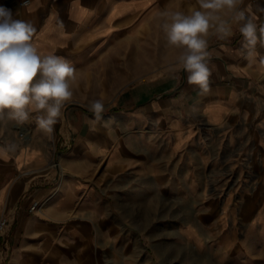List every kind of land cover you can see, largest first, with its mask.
Listing matches in <instances>:
<instances>
[{
  "label": "crops",
  "instance_id": "obj_1",
  "mask_svg": "<svg viewBox=\"0 0 264 264\" xmlns=\"http://www.w3.org/2000/svg\"><path fill=\"white\" fill-rule=\"evenodd\" d=\"M19 1L0 0V5L11 9L14 18L35 27L32 42L41 54H55L67 61L59 50L89 38H102L109 31L115 32L119 19L134 14V2L145 0H30L24 6L16 4ZM248 8L254 22L264 25V11H261L264 0H259V10ZM242 39L238 26L233 28L230 38L214 37L209 42L211 75L206 93L187 82L185 71L180 75L170 71L155 83L134 86L122 94L119 104L135 110L131 115L135 119L132 123L137 121L145 126L139 119L142 115L159 118L155 122L160 130L159 140H150L148 136H142V140L116 137L108 140L105 129L93 136L95 123H101L106 129L109 125L65 108L51 134L41 130L34 118L22 126L11 122L0 125V145L5 141L18 144L9 158H0V212L9 220L0 236V264H116L121 255L132 256L135 234L120 233L119 219L105 218L103 196H98L102 180H97L95 190L89 181L104 160L114 165L112 174L119 177L128 172L131 175L133 179L123 188L130 193H141L142 198L136 201L143 203L145 210L152 208L153 194H158L165 207L196 208L199 203L208 206L212 201L231 205L233 190L217 187L215 193L225 192L222 199L215 196L205 199L203 194L207 187L192 179L196 171L189 174L190 179L181 181L179 177L188 174L181 173L188 170H179L177 163L171 171L161 174L166 179L160 181L156 190L148 185L129 183L136 177V150L143 152L139 160L151 161L152 144H155L158 147L155 149L166 159L177 162L183 152L185 156L189 152L200 154L199 147L205 140L201 133L205 127L215 132L238 127L251 129L259 135L255 140L264 141V70L258 63L249 64ZM257 52L264 56V47L259 43ZM126 127L132 129L129 125ZM251 191L258 192L259 187ZM94 195V205H89L87 200H92ZM36 201L38 206L31 210ZM168 202L175 204L168 205ZM93 208L95 231L88 233V224L77 220L73 223L72 219L74 213L87 214V210ZM144 214L146 219L148 213ZM256 222L254 229H259V221ZM202 225L203 222L192 216L185 221L177 219L170 230L176 234V246L182 249L187 245L197 246L202 240L200 234H207ZM57 226L63 227V233L57 238L61 245L54 248L53 230ZM248 243L232 242L231 232L223 235L214 245L215 264H262L256 247L259 242H251V247ZM144 254L146 264L150 263L151 252Z\"/></svg>",
  "mask_w": 264,
  "mask_h": 264
},
{
  "label": "rangeland",
  "instance_id": "obj_2",
  "mask_svg": "<svg viewBox=\"0 0 264 264\" xmlns=\"http://www.w3.org/2000/svg\"><path fill=\"white\" fill-rule=\"evenodd\" d=\"M7 2L9 3V0ZM246 5L259 10V0H244L242 7L250 12ZM134 6V14L119 19L115 32L109 31L102 38H89L81 44L74 43L73 46L58 51L68 58L67 62L76 69L74 95L64 108L73 114L77 112L96 119L88 110V106L91 101L101 99L105 111L102 119L97 121H104L109 128L95 123L92 135L101 134L105 129L107 132L104 131V135H108V140L114 137L119 140H142L147 136L150 140H159L160 130L155 124L159 121L157 116L139 117L145 122V126L137 121L132 123L135 119L131 115L135 110L121 106L118 101L122 94L134 86L155 83L170 71L180 75L183 70L177 63L179 50L167 45L160 13L188 12L190 8L198 7V3L197 0H145L134 2ZM251 15L253 16L252 13ZM237 27L238 25H233V28ZM214 37L216 36H210L208 43ZM127 125L132 129H128ZM202 133L201 137L205 140L199 147L200 154L189 152L186 154L188 156H185L186 152H183L177 162L172 158L166 159L163 153L155 149L158 148L155 144H152L151 161L139 160L143 152L136 150V177L129 184H144L156 190L160 181L166 179L161 174L171 171L177 163L179 170H188L181 173H188L187 177H179L181 181L190 179L189 174L196 171L192 179L195 183H204L207 187V192L203 194L205 199L215 196L221 200L225 192L215 193L217 187L233 190L231 205H228V202L222 205L221 202L212 201L208 206L199 203L196 208L165 207L166 204L161 203L158 194H153L152 208L145 210L143 203L136 201L142 198V194L130 193L123 188L128 184V180L133 179L128 172L121 173L119 177L112 174L114 165L110 160H104V163L94 170L89 181L95 190L97 180H102L98 185V196H103L105 218L114 216L119 219V232L132 233L136 237L134 254L121 255L116 264H146L147 257L144 253L150 252L151 261L148 264H215L214 245L219 238L230 232L232 242L248 241L247 246L251 247V242L258 241L259 245L256 247L259 248V260L264 264V141L254 139L259 137L255 130L239 127L222 132L205 127ZM209 137L214 140H208ZM123 166L127 168L126 165ZM256 187H259V191L252 192L251 189ZM243 189L247 191H239ZM124 191L126 192L123 193ZM87 201L89 205H94L95 195L92 200ZM170 204L175 202H168V205ZM94 208L88 209L87 214L78 210L79 213L73 214L72 222H85L88 224V233H94ZM144 213H148L146 219ZM191 216L194 220L197 218L203 222L202 226L207 230V234H200L202 240L198 247L187 245L182 249L176 246V234L170 230L177 219L185 221ZM256 221H259V229H254ZM53 232L55 248L61 245L57 238L63 233V227L57 226ZM92 243L95 244L94 241Z\"/></svg>",
  "mask_w": 264,
  "mask_h": 264
},
{
  "label": "clouds",
  "instance_id": "obj_3",
  "mask_svg": "<svg viewBox=\"0 0 264 264\" xmlns=\"http://www.w3.org/2000/svg\"><path fill=\"white\" fill-rule=\"evenodd\" d=\"M197 3L188 12L160 13L166 43L179 50L177 63L187 73V82L203 93L209 91V37L230 38L234 24L239 26L249 64L258 63L264 70V56L257 52L258 43L264 47V25L254 22L249 10L242 7L244 0ZM35 32L30 22L14 18L11 9L0 5V125L22 126L34 118L41 130L51 134L73 98L76 69L63 57L41 54L32 42ZM88 110L100 120L105 105L96 99ZM17 147L15 141H5L0 145V158H9Z\"/></svg>",
  "mask_w": 264,
  "mask_h": 264
},
{
  "label": "built area",
  "instance_id": "obj_4",
  "mask_svg": "<svg viewBox=\"0 0 264 264\" xmlns=\"http://www.w3.org/2000/svg\"><path fill=\"white\" fill-rule=\"evenodd\" d=\"M29 2L30 0H21L18 2V4L20 6H24V5H27ZM37 206H38V202H34L33 205L31 206V210L35 209ZM7 224H8V218L6 214L3 211H1L0 212V236H1V233L5 230Z\"/></svg>",
  "mask_w": 264,
  "mask_h": 264
}]
</instances>
